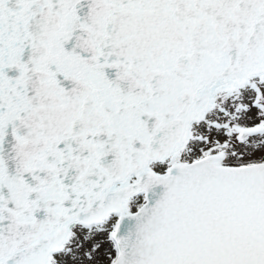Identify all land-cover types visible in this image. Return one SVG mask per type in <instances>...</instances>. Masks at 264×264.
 I'll return each mask as SVG.
<instances>
[{
  "label": "snow or ice",
  "instance_id": "obj_1",
  "mask_svg": "<svg viewBox=\"0 0 264 264\" xmlns=\"http://www.w3.org/2000/svg\"><path fill=\"white\" fill-rule=\"evenodd\" d=\"M0 264H264V0H0Z\"/></svg>",
  "mask_w": 264,
  "mask_h": 264
}]
</instances>
